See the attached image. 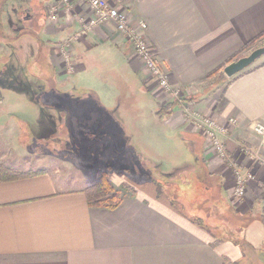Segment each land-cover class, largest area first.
I'll return each instance as SVG.
<instances>
[{
	"label": "crops",
	"instance_id": "1",
	"mask_svg": "<svg viewBox=\"0 0 264 264\" xmlns=\"http://www.w3.org/2000/svg\"><path fill=\"white\" fill-rule=\"evenodd\" d=\"M54 1L0 0V37H8L0 44V100L13 94L21 107L9 112L17 118L8 128L0 122V168H14L2 152L13 143L28 150L20 135L56 145L63 129L70 141L83 124L104 122L125 145L142 150L143 134L156 119L167 130L168 150L177 151L166 154L172 166L212 184H204L198 198L209 199L216 214L211 219L230 235L208 228L210 213L196 221L153 179L136 178L117 190L120 200L108 208L87 201L84 189L94 180L71 169L68 178L43 169L10 180L1 178L0 169V264H264V149L251 127L264 121V59L232 77L223 73L264 41V0H106L132 22L147 23V40L171 83L187 89L193 107L224 129L220 139L237 167L262 182L248 178L244 208L229 200L227 162L205 148L185 111L159 92L114 23L86 29L79 20L91 11L79 0L59 8L50 22L47 7ZM49 100L57 107L48 108ZM129 111L135 114L130 127ZM155 134L152 147L161 143ZM240 142L249 155L240 152ZM139 158L150 163L141 153Z\"/></svg>",
	"mask_w": 264,
	"mask_h": 264
},
{
	"label": "rangeland",
	"instance_id": "2",
	"mask_svg": "<svg viewBox=\"0 0 264 264\" xmlns=\"http://www.w3.org/2000/svg\"><path fill=\"white\" fill-rule=\"evenodd\" d=\"M7 35L9 36V33ZM5 40H8V37L6 39L0 37V44H5ZM261 45H264V41L260 42L258 46ZM261 59H264V56H261L259 60ZM147 77L149 76L147 75ZM0 92L2 93L3 91L0 90ZM10 95L13 94H3V100H0V122H2L4 125H7V128L9 126V122L17 118L15 115L10 117L9 112L13 110H21L20 103ZM174 102V104L181 107V109H183L185 112L189 110L188 108H185L186 106L193 107L192 100H189L187 97H183V99H175ZM29 105L31 106L30 103ZM57 105V103L51 100H49L47 103V107L51 109L56 108ZM129 105L133 110L134 103L130 102ZM34 109L36 108L33 107V113ZM26 113L28 114V117L32 116L31 112ZM131 118H135V114L130 112L129 117H127L125 120L129 127L131 125L134 126V124L131 123ZM152 122L154 125L152 127L148 126L146 129L147 131H145L146 133L143 134L145 142L144 145L147 146V150H145V147H143L142 150L139 149L140 145H134L132 149V147L125 145L124 142L119 139L120 135L115 129L106 123L105 125H100L104 122H96L92 125L87 123L83 124L82 130L78 131V133H72L69 135L71 139L70 141L64 140L67 136L65 135L67 133V129H63L62 133H59L56 136L61 138V143H56V145L52 140H48L46 142H37L32 140V138L31 140H26V135L17 136L19 140L18 142H21V144L23 143L26 146L28 144L29 148H27L29 151H18L17 149L19 146L16 142V144L13 143L11 146L12 148L7 150V153L6 150L2 151L6 154L3 156V158L6 156L7 158H5L9 159L8 163L14 166L13 169L17 170L18 172H31L45 169L53 173L54 171L52 170L56 169V174L58 176L61 175L62 177L68 178L70 175L69 171L71 169V171L77 173L78 176L85 177L83 179L86 181L93 179L94 181L92 184H95L101 180L100 176L103 171L107 172L108 176L109 173H112L111 178H108L115 190H119L120 193L122 189H126L125 186L133 184L136 178L153 179L156 181L158 189H164L169 195H171L173 197L172 200L174 203L183 209V211L187 212L188 214L195 215L196 218H203L208 213H210V217L208 218V228L214 230L219 228L221 229V233L223 235H230V231L223 229L220 223H215L211 219L212 217L215 218L216 214L213 213V211L210 210V206H208L209 203H207V200L209 199L205 198V201H203L204 199L202 197L198 198L197 192L202 191L203 185H207L208 183L209 185L212 184H210L209 180L198 182L197 179H195V176L184 173V170H186L184 166H172V161L167 159L166 154L167 152L177 153V151L168 150L170 148V144L167 143L169 139L164 132L167 130L164 126H162L163 124L160 125V123H158L159 125L157 126L156 119L152 120ZM22 130L24 131V129ZM107 130L111 132H106ZM151 131H156V134L152 138L154 142L158 140L161 141V145L156 143L155 147L151 146ZM106 133L110 134V137L104 136ZM196 133L203 137L200 132ZM2 137L3 135H0V141L4 140ZM23 144L20 146L24 147ZM107 146L109 147L108 149L106 148ZM0 147L2 148L3 146ZM140 153L148 158V161L150 162L148 165L145 164L141 158H139ZM71 164H75V168ZM60 165H66L65 168H67L68 171ZM174 170H178L179 173L175 172ZM253 175V181L258 180L259 183H262L259 181L256 173ZM176 189L179 190L176 191ZM247 190L248 186L246 188L245 196L242 199L236 200L238 201L237 205H241L242 208L248 206V202L244 199L247 196ZM199 201H201V203H199ZM262 203L264 204V202ZM235 218L240 219V217L237 215H235ZM223 220H225V218Z\"/></svg>",
	"mask_w": 264,
	"mask_h": 264
},
{
	"label": "built area",
	"instance_id": "3",
	"mask_svg": "<svg viewBox=\"0 0 264 264\" xmlns=\"http://www.w3.org/2000/svg\"><path fill=\"white\" fill-rule=\"evenodd\" d=\"M79 1L81 3H87L91 11L90 17H81L79 20L86 29H90L94 25H101L109 22L114 23L116 29L120 31L123 37L131 44L134 57H137V59L141 61L142 69H144L149 78L154 81L159 92L163 93L166 99L171 100L178 98L183 99V97H185L187 89L176 87L171 83L169 72L165 69L151 48L146 35L147 23L144 20L138 19L132 22L126 11L119 9L110 1ZM71 4L72 0H55L54 3L47 7L49 21L51 22L57 19V10L59 8H70ZM61 53L65 61L69 63V55L64 47L61 48ZM185 108L189 109L185 112V115H187L190 124L194 127L193 129L196 132H200L204 137L205 148L213 151L219 160L227 162L229 165L233 176L232 192L229 194V198L232 203H238L236 200L242 199L246 194L248 178H254V176L242 172L232 160L230 154L224 147V143L220 139V134L223 133L224 129L218 126L212 116L202 111H197V109L190 106H186ZM231 121L234 122V120ZM251 127L253 132L259 137L258 140H260V145L264 149V121H254ZM238 145L240 152L244 155L250 154V149L246 147L244 143L240 142Z\"/></svg>",
	"mask_w": 264,
	"mask_h": 264
},
{
	"label": "trees",
	"instance_id": "4",
	"mask_svg": "<svg viewBox=\"0 0 264 264\" xmlns=\"http://www.w3.org/2000/svg\"><path fill=\"white\" fill-rule=\"evenodd\" d=\"M1 178L3 180H10L14 178H19L27 175H31V172H18L17 170L2 166L1 168ZM38 173V172H33ZM101 180L92 184L84 189L87 201L95 205H103L106 207H114L120 200L113 185L111 184L107 172L101 173ZM111 192V193H107ZM200 221L196 218V221Z\"/></svg>",
	"mask_w": 264,
	"mask_h": 264
},
{
	"label": "water",
	"instance_id": "5",
	"mask_svg": "<svg viewBox=\"0 0 264 264\" xmlns=\"http://www.w3.org/2000/svg\"><path fill=\"white\" fill-rule=\"evenodd\" d=\"M264 55V45L252 49L248 54L238 57L223 67V73L227 77H232L238 72L252 65L258 58Z\"/></svg>",
	"mask_w": 264,
	"mask_h": 264
}]
</instances>
